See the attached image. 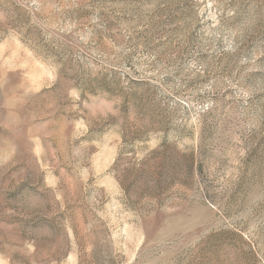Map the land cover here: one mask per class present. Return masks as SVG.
Returning a JSON list of instances; mask_svg holds the SVG:
<instances>
[{
    "label": "rangeland",
    "instance_id": "obj_1",
    "mask_svg": "<svg viewBox=\"0 0 264 264\" xmlns=\"http://www.w3.org/2000/svg\"><path fill=\"white\" fill-rule=\"evenodd\" d=\"M0 264H264V0H0Z\"/></svg>",
    "mask_w": 264,
    "mask_h": 264
}]
</instances>
